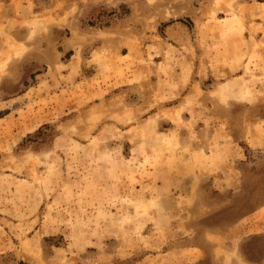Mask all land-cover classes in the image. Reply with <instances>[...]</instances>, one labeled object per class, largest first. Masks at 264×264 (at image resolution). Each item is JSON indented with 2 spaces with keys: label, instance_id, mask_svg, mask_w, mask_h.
Returning a JSON list of instances; mask_svg holds the SVG:
<instances>
[{
  "label": "rangeland",
  "instance_id": "1",
  "mask_svg": "<svg viewBox=\"0 0 264 264\" xmlns=\"http://www.w3.org/2000/svg\"><path fill=\"white\" fill-rule=\"evenodd\" d=\"M0 264H264V0H0Z\"/></svg>",
  "mask_w": 264,
  "mask_h": 264
}]
</instances>
